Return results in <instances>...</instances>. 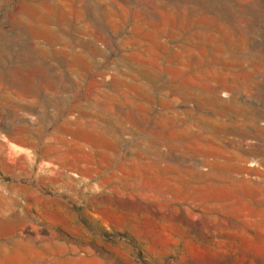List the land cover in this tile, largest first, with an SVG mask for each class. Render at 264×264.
Wrapping results in <instances>:
<instances>
[{
    "label": "rangeland",
    "instance_id": "rangeland-1",
    "mask_svg": "<svg viewBox=\"0 0 264 264\" xmlns=\"http://www.w3.org/2000/svg\"><path fill=\"white\" fill-rule=\"evenodd\" d=\"M0 264H264V0H0Z\"/></svg>",
    "mask_w": 264,
    "mask_h": 264
},
{
    "label": "crops",
    "instance_id": "crops-1",
    "mask_svg": "<svg viewBox=\"0 0 264 264\" xmlns=\"http://www.w3.org/2000/svg\"><path fill=\"white\" fill-rule=\"evenodd\" d=\"M74 139L77 141V139L75 137H74ZM51 140H53L54 143H58V144L59 143H62V144L65 143L62 138L59 139L57 136L51 137ZM57 151H58V148L47 146L44 149V151H43V155L44 156H50L52 154H55ZM126 155H127V153H126ZM86 157H87L86 158L87 159V162L90 163V164H92L93 161H94L93 154L86 155ZM111 157H112V158H110L111 163L109 165L114 167L115 166L114 164L117 163L116 169H119V170H121V171H123L125 173L126 177H125V180H123V181L127 183L128 177H129L127 175V170H128V158H127V156L125 158H122V159H116L112 155H111ZM141 157H142V152H140L139 154H135V156H133V158L135 160L134 162H135L136 165L139 164V163L141 164V162H140L142 160ZM73 165L75 167H77L78 164L77 163H74ZM124 187L126 188L127 187V184H124Z\"/></svg>",
    "mask_w": 264,
    "mask_h": 264
}]
</instances>
